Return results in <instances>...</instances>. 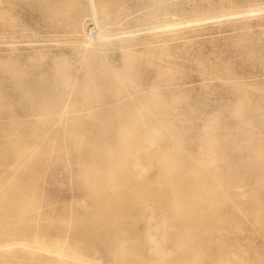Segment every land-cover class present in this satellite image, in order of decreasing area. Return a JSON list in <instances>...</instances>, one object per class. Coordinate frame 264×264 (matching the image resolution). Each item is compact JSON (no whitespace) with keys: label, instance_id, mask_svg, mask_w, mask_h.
I'll use <instances>...</instances> for the list:
<instances>
[{"label":"rangeland","instance_id":"1","mask_svg":"<svg viewBox=\"0 0 264 264\" xmlns=\"http://www.w3.org/2000/svg\"><path fill=\"white\" fill-rule=\"evenodd\" d=\"M95 3L0 0V264H264V0Z\"/></svg>","mask_w":264,"mask_h":264},{"label":"bare ground","instance_id":"2","mask_svg":"<svg viewBox=\"0 0 264 264\" xmlns=\"http://www.w3.org/2000/svg\"><path fill=\"white\" fill-rule=\"evenodd\" d=\"M91 5H92V11H93V14H94V18L99 22V15H98V9H97V6H96V3H95V0H91ZM255 12H258L257 10H251L249 11L248 13L251 14V13H254L256 14ZM226 18V17H225ZM220 19V18H219ZM215 20V19H214ZM192 24V23H191ZM189 24V25H191ZM188 25V24H187ZM165 29V28H163ZM125 36V35H124ZM96 37V36H94ZM153 141V140H152ZM138 163V162H137ZM113 165V164H112ZM120 170V169H119ZM140 175V174H139ZM98 212V211H97ZM151 219V218H150ZM47 251V249H45ZM150 250V249H149ZM49 253V252H48Z\"/></svg>","mask_w":264,"mask_h":264}]
</instances>
